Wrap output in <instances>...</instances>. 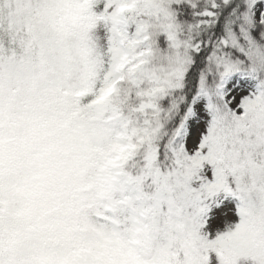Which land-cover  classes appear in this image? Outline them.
<instances>
[{
	"label": "snow or ice",
	"instance_id": "6c2138e0",
	"mask_svg": "<svg viewBox=\"0 0 264 264\" xmlns=\"http://www.w3.org/2000/svg\"><path fill=\"white\" fill-rule=\"evenodd\" d=\"M0 264H264V0H0Z\"/></svg>",
	"mask_w": 264,
	"mask_h": 264
}]
</instances>
